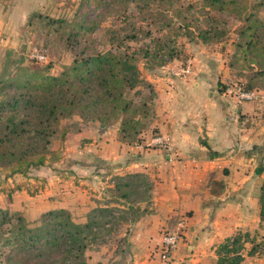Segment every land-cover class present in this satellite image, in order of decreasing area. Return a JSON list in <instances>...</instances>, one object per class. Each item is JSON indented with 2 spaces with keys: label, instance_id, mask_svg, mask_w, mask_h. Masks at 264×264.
I'll list each match as a JSON object with an SVG mask.
<instances>
[{
  "label": "crops",
  "instance_id": "1",
  "mask_svg": "<svg viewBox=\"0 0 264 264\" xmlns=\"http://www.w3.org/2000/svg\"><path fill=\"white\" fill-rule=\"evenodd\" d=\"M18 2L0 5V80L26 67L17 48L30 14L43 12L45 0ZM187 49L192 66L183 78L170 69L185 59L146 68L155 116L140 138L122 142L119 123L95 121L54 140L55 154L44 166L8 176L0 186V199L9 197L5 206L31 222L60 208L86 222L92 209L116 204L109 198L118 176L144 174L152 182L151 201L136 208L147 212L136 218L121 208L118 233L89 249L86 264H210L225 238L263 225L264 88L257 101L238 103L229 89L244 74L229 66L223 49L197 42ZM167 136L169 145L155 141ZM178 227L183 237L166 263L159 255L161 235Z\"/></svg>",
  "mask_w": 264,
  "mask_h": 264
},
{
  "label": "trees",
  "instance_id": "2",
  "mask_svg": "<svg viewBox=\"0 0 264 264\" xmlns=\"http://www.w3.org/2000/svg\"><path fill=\"white\" fill-rule=\"evenodd\" d=\"M83 1L96 7L112 6L121 12L135 4L147 18L157 0ZM199 1L206 12H229L242 19L235 54L228 64L236 70L240 59L245 60L253 74L247 82L238 83L246 89H256L252 79L264 75V19L260 15L264 0ZM251 1L253 4L249 5ZM182 19V35L189 41L217 43L227 34L215 25L193 26L186 16ZM100 24L99 18L78 15L67 18L34 12L29 17L27 26L43 38L44 45L55 51L71 52L73 61L59 75L50 74L49 67L27 68L30 74L23 78L25 74L0 80V171L5 176H27L44 166L55 154L54 140H64L70 132H79L90 122L105 126L119 123L118 138L128 143L150 126L155 116L156 92L139 63L144 59L147 68L162 67L181 58L180 50L175 41L166 45L160 37L133 47L130 42L139 41L137 31H125L120 38L114 36L111 48L98 50L92 38ZM141 31L152 37L150 30ZM240 51L243 58H238ZM142 186L146 194L143 201L150 203L152 182L144 174L118 176L112 189L114 197L129 203L128 211L136 218L147 212V208H136L137 201L131 200ZM115 202L117 205L92 209L86 222L76 221L64 208L48 210L32 222L21 212L0 208V257L8 250L0 264H86L87 251L106 243L125 217L119 216L121 203L118 199ZM260 202V217L264 221V181ZM258 245L249 231L239 230L217 244L216 258L211 264H249L246 252L254 256Z\"/></svg>",
  "mask_w": 264,
  "mask_h": 264
},
{
  "label": "rangeland",
  "instance_id": "3",
  "mask_svg": "<svg viewBox=\"0 0 264 264\" xmlns=\"http://www.w3.org/2000/svg\"><path fill=\"white\" fill-rule=\"evenodd\" d=\"M18 1L21 5V0ZM22 2L24 5V3L27 4L29 0H22ZM252 4L251 1L249 5ZM0 5L1 7L10 6L11 0L2 1ZM41 10L43 11V14H50L53 17L62 16L73 18L75 15H78L83 17L86 16V18H99L101 20L100 27L92 38V41L98 50L106 51L111 48L110 41L114 36L120 38L125 31L130 33L137 31V33L140 34L139 41L130 42L131 46L138 47L141 44L150 42L151 39L156 37H160L162 43L164 42L166 45H169L171 41H175L178 52L180 50L179 54L182 60L190 57L191 53L187 49V44L190 42L193 43V41H189L185 35H182L183 31L181 29V24L184 23L182 17L186 16L188 22H193V24H191L193 26L199 25L201 27H208L215 25L219 29L225 30L227 34L222 41L210 43L209 45L212 48L223 49L222 51L224 55L229 59H233L231 56L235 54V43L238 41L237 36L240 28L243 26L242 19H240L237 14H231L229 12L219 13L215 10L206 12L201 7L199 0H174L173 2L169 0H157L152 4L151 12L148 11L151 16H148L147 18H144L145 14L140 13L135 4L131 5L129 9L121 12L120 10H115L112 6L96 7L95 4H88L83 0H45L44 4L41 5ZM32 14H30V16ZM260 15L264 19V7L260 10ZM141 30H150L152 37L145 36V33ZM25 34L26 35L23 36L24 42L17 48V50L23 52L22 56L24 60H26L27 65L26 67L19 69L18 72H15L14 75L25 74L24 76H21V78H23L30 74L27 68L34 69L47 67L50 68L48 71L50 74L59 75L65 67L72 63L73 56L71 52H65L63 49L55 51L46 47L43 38L38 36L36 31L31 30L27 24ZM34 50L45 52L48 55V61L37 62L36 60H33L30 55ZM238 58H243L241 51L238 52ZM164 59L167 58L164 57ZM139 64L141 71L144 74L147 68L144 59H141ZM237 67L236 71L244 74V78L241 79V81H237V83L247 82V77L253 74L251 72V67L249 68L245 60L242 59H240ZM255 67L257 68L256 65ZM252 82L255 83V87L257 88L264 87V75L254 77ZM151 121H153V119ZM150 126L147 129L151 128ZM141 134L138 135L136 139L140 138ZM7 177L8 176H5L4 171H0V186H5L4 184L6 183ZM138 190L140 191L139 193L135 192L131 196L132 201H137V203L135 202L136 206L138 203H145V201H143L144 195H146L143 193L144 186L140 187ZM117 199L122 205L121 208L129 206V203H127L125 199H120L116 196L113 197L112 195L109 198V200L114 201V203ZM8 200L9 197L7 196L4 197L3 200L0 199V208L9 209V207L5 206ZM115 205H117V203ZM123 222L125 221L123 220ZM122 224L121 229L123 232L126 229V226L124 223ZM116 233H113L112 235ZM250 233L251 236L255 237L256 242L259 243V245L254 256H249L246 252V262L249 264H264V224L255 230L252 229ZM249 247L250 244H248V248ZM5 252L6 254L2 255L0 259L6 258L8 250L5 249Z\"/></svg>",
  "mask_w": 264,
  "mask_h": 264
},
{
  "label": "built area",
  "instance_id": "4",
  "mask_svg": "<svg viewBox=\"0 0 264 264\" xmlns=\"http://www.w3.org/2000/svg\"><path fill=\"white\" fill-rule=\"evenodd\" d=\"M30 57L37 62H47L48 55L43 51L34 50ZM192 58L188 57L185 61L177 68H171L170 72L179 77H185L191 70ZM229 94L238 102H254L259 99L260 93L257 89H246L242 84L235 83L229 89ZM157 143L162 145H169L171 138L158 137L155 140ZM183 237V228L178 227L175 229H166L161 235V242L159 245V255L162 261L168 263L171 262L172 254L179 246ZM182 264H191L190 262H183Z\"/></svg>",
  "mask_w": 264,
  "mask_h": 264
}]
</instances>
